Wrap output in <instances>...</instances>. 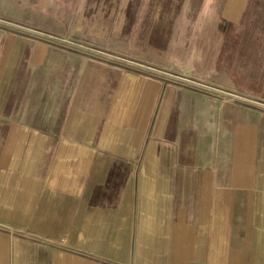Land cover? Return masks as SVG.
I'll use <instances>...</instances> for the list:
<instances>
[{"label": "crops", "instance_id": "0c3cea01", "mask_svg": "<svg viewBox=\"0 0 264 264\" xmlns=\"http://www.w3.org/2000/svg\"><path fill=\"white\" fill-rule=\"evenodd\" d=\"M0 264H264V0H0Z\"/></svg>", "mask_w": 264, "mask_h": 264}, {"label": "water", "instance_id": "95a60500", "mask_svg": "<svg viewBox=\"0 0 264 264\" xmlns=\"http://www.w3.org/2000/svg\"><path fill=\"white\" fill-rule=\"evenodd\" d=\"M38 32V31H37ZM38 33H41V32H38ZM45 36H49V37H51L52 35H49V34H44ZM56 38V37H55Z\"/></svg>", "mask_w": 264, "mask_h": 264}, {"label": "rangeland", "instance_id": "374dc122", "mask_svg": "<svg viewBox=\"0 0 264 264\" xmlns=\"http://www.w3.org/2000/svg\"><path fill=\"white\" fill-rule=\"evenodd\" d=\"M59 37V36H58ZM59 38H61V39H65L66 40V38L65 37H59Z\"/></svg>", "mask_w": 264, "mask_h": 264}]
</instances>
